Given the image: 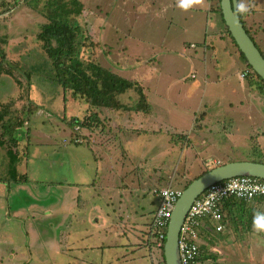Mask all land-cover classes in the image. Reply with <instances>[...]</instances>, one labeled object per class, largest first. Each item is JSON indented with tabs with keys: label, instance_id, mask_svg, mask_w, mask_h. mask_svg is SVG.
Masks as SVG:
<instances>
[{
	"label": "rangeland",
	"instance_id": "374dc122",
	"mask_svg": "<svg viewBox=\"0 0 264 264\" xmlns=\"http://www.w3.org/2000/svg\"><path fill=\"white\" fill-rule=\"evenodd\" d=\"M14 1L0 0V37H5L0 47L4 60L14 71L10 75L0 70V109L5 106L9 113L28 112L24 107L28 94L38 104L37 110L33 106L31 110L40 112L42 119H49L33 120V112L30 125L17 128L23 134L13 133L15 144L6 134L2 136L6 143L0 145V157L5 153L4 161L0 162V177L7 176L8 149L16 153L24 143L35 146L31 141L48 142L49 146L69 137L70 141L84 145V150L88 149L90 159L97 160L98 185L90 206L95 207L96 215L105 223L86 222L93 240L87 237L81 245L73 243L76 237L73 215L66 208H59L61 196L56 194V186H60L63 176L72 180L74 171L70 161L63 168L53 169L59 155L57 149L45 156L47 164L42 156L41 163L38 158V164L33 162L31 166L40 190L55 193L51 201L57 200V212L61 214L48 218L52 228H46L44 221L45 227L40 228L45 230L28 231L30 235L25 237L23 232L21 238L15 237L20 250L17 254L11 255V247L0 234V264H149L150 259L152 264H158L159 243L144 256L148 223L159 203L154 188L171 185L183 190L184 183L205 168L231 161H264V94L251 87L247 76L240 78L247 67L231 40L220 36L222 21L219 13L208 10L209 0L188 10L179 6V0H79L81 11L72 12L71 18L81 26L87 43L86 48L79 49L80 56L136 81L135 86L150 105L148 113L122 108L136 105L139 99L137 90L129 89L118 96L123 106L101 108V126L91 134L82 132L85 137L81 138L76 133L77 127L72 130L62 117L63 112L66 117L79 115L80 107L71 100L63 102L59 86L43 76L48 64L40 49L34 47L38 45L36 33L47 21L39 12H45V0L32 1L35 4L32 7L19 3L10 13L3 14ZM242 1L249 7L248 0ZM66 3L69 12L74 4L71 0ZM251 8L255 12L244 18L264 52V11L260 12L264 0H251ZM27 72L31 73L29 93L22 86L28 83ZM171 122L177 127L171 126ZM36 125L43 127L34 129ZM49 128L53 137L47 134ZM213 159L222 163L218 160L211 163ZM58 192L62 195L66 190ZM20 194L16 192L14 202ZM84 204L89 206L87 200ZM62 215L63 236L61 226L54 229L55 221ZM86 215L81 214V218ZM119 219L122 225L118 228L113 221ZM23 240L30 250L29 258L28 254H22L26 249ZM89 242L94 247L83 249V243Z\"/></svg>",
	"mask_w": 264,
	"mask_h": 264
},
{
	"label": "crops",
	"instance_id": "0c3cea01",
	"mask_svg": "<svg viewBox=\"0 0 264 264\" xmlns=\"http://www.w3.org/2000/svg\"><path fill=\"white\" fill-rule=\"evenodd\" d=\"M247 5L249 6L248 9H250L251 0H248ZM207 8H209V3ZM38 114H40V112L36 111L33 116V120L38 117L40 122L48 121L49 118L42 119L41 117L43 116ZM168 115L171 114L168 113ZM23 124V126L28 127L30 125V117L25 118ZM41 126L43 127V125ZM41 126L36 125L37 128L34 129H38ZM171 126L177 127L173 125L172 122ZM57 128L59 129V127ZM46 131L49 137H53L54 132L52 128L46 129ZM17 133H20V135L23 134L20 129L16 128L14 130V134ZM62 138L63 139L60 142H52L49 146H47L48 142L37 143L38 141H31L33 144H36L35 146L31 145V143H26V145L25 143L24 145L22 144L21 151H16L15 153L18 158L14 164L16 169L15 177L20 178V180H10L8 172L9 166L7 167V165L5 166L7 176L0 177V226L3 227L0 230V234L6 240L7 245L11 247V255L13 253L17 254V252L20 251L16 245L17 242L15 237L19 236V238H21V234L23 232L25 237L30 235L28 231L33 232L34 230L41 231L46 228H52L53 223L47 222L48 218H51V215L53 214H61L57 212V200L54 202L51 201L55 193L48 190H40V183H38L35 179L36 172L32 170L34 167L31 166L33 162L37 163L38 158L41 163L42 156L45 157L49 153L54 154L55 151L57 152L59 150V155L55 158V165L53 169L63 168L67 165V161H70L74 171V178L72 180L68 178L65 179V176H63V178H60L59 182L62 185L60 184V186H56V194L59 197L61 196V204L59 205V208H66L68 213L73 215V235L76 233L73 243H79V245H81V241H86L85 239L87 237H90L88 239L93 240L91 236L93 233L87 231L89 229L88 225H98L100 224L99 220H102L101 223H105V220L102 217H98L96 215L98 212H96L95 207L93 205L90 206L93 202L92 200L95 194V187L98 185V182L97 184L94 182L97 177V171L99 170L97 160H95V158L90 159V156L86 152L88 149L84 150V148H82L84 145L70 141L69 137ZM24 139L25 138L23 137V140ZM41 145L45 146L40 147ZM31 147H33L32 152ZM25 151L27 152L26 155L24 154ZM4 156L5 153H3L0 157V162L4 161ZM84 156H89V158L85 159ZM47 158L48 157H45L42 160L44 164H47ZM217 160L220 161L219 159H213L211 163H214V161L217 162ZM24 161L26 163L25 166H23ZM220 162L222 163V161ZM88 170H91L90 173ZM83 173H86L87 175L82 178L80 176ZM20 174L25 175L26 179H22V175ZM60 189H64L66 192L59 195L58 191ZM89 191L92 193H89ZM16 192L21 194L17 196L16 202H14L13 199ZM64 197L71 200L69 201L71 203L70 205L68 204V200ZM83 198L87 200V203L89 204L88 207L85 206L84 203L86 200ZM231 201L234 204L231 205V211L228 213L230 216H227L225 213L223 214L224 218L222 220V224L224 227L221 231H216L217 234H214V230L212 229L214 225L211 222L206 223L208 227L206 230L207 233H205V236H202L200 241L203 249H201L199 255L200 258H198L197 264L199 262H203V264H264V251H261L264 250V232H256L253 228L254 215L256 213H264V201L258 197H255L249 202L231 199L230 203ZM83 213L87 214L84 219L81 218V214ZM239 217H241L242 220H240ZM44 221L46 222V228L41 229L40 227L44 226L42 225ZM64 221L65 218L64 215H62L59 221H55L54 229H58V225H63ZM86 222L90 223L85 224ZM113 223L114 226H117L118 228L122 225L120 219L118 222L114 220ZM117 229L114 228V231ZM59 231H62V234L60 233L61 236L65 235L64 226H61ZM54 239L56 243L57 238ZM20 243H22V239ZM57 243H59V240H57ZM22 246L26 248L22 254H28L29 258L30 250L29 248L27 250V244L24 243V240ZM87 247L93 248L94 246L91 242L88 244L83 243L82 248L85 249ZM98 248L101 247L98 246ZM59 250L63 251L62 247H60ZM203 257H207V259L202 260L201 258ZM11 260L15 261V259Z\"/></svg>",
	"mask_w": 264,
	"mask_h": 264
},
{
	"label": "trees",
	"instance_id": "16d2710c",
	"mask_svg": "<svg viewBox=\"0 0 264 264\" xmlns=\"http://www.w3.org/2000/svg\"><path fill=\"white\" fill-rule=\"evenodd\" d=\"M32 1L37 3V0H15L13 6L6 8L2 13L3 14L10 13L11 8L19 5V3H24L26 6L32 7L35 5L34 3H31ZM72 3L74 4L73 5L74 10L71 9L68 12L66 9V7L68 6L66 0H45V5H44L45 12L44 13L41 11L39 12L40 14L44 15L47 21L43 23L40 26L39 31H37L36 39L38 45H34V47L40 49V52L42 53L43 56H45L48 64V67L44 68V73L46 75L43 76L46 77L47 80H52L54 84L59 86V89L63 94L62 97L63 102H67L68 100H71L74 104H77L78 107H80L79 112L81 115L74 114L71 115L70 117H66L65 115L66 113L63 112L62 117L64 121L68 122V125L72 128V130H74V127H77L76 133H78V135L81 138L82 137L84 138L85 131L91 134L92 131L96 130L97 127L101 126L102 121L99 119L100 118L99 111L101 110V108L122 107L123 105L120 104L118 96L124 94L129 89L135 88V90H137L138 92L139 99L136 105H132L128 107L123 106L122 108L129 111L142 110V112L148 113L150 112V105L145 95L142 93L141 89L135 86L136 81H132L130 79L112 73L110 70L100 66L99 64L94 63L93 61H88L87 59H84L80 56L79 49H81V47L83 49L86 48L87 43L83 38L84 36H82L83 30L81 26L75 20H72L71 15L72 12H75V14H79L82 5L80 4L79 0L78 1L71 0V4ZM208 10L219 13L222 21V28L219 29L220 36L222 37L226 36L228 39L231 40L237 52L239 53V56L241 57L245 66L247 67L246 71L248 72V74L242 78H245L247 76L249 82L251 83V87L254 88L258 93L264 94L263 79L260 76H258V74L254 72L251 66L247 63L244 55L240 52L234 39L230 35L227 26L224 24L222 14L220 11L219 0H209ZM248 11L246 13H239L240 20L246 32L254 41L255 45L257 46V48L264 57V52L260 50V48L257 45V42H255L256 39L254 37V32L250 29V26L247 25L244 18L245 17L244 15H248L251 13L253 14V12H255V9L250 8L248 9ZM261 11H264V9H262ZM0 41H5V37L1 36ZM3 52L4 51L0 47V70H3L6 73L12 75V73L14 72L12 65L8 63L6 60H4L5 55H3ZM151 60H153V58ZM148 61L149 60H147L146 62ZM30 74L31 73L28 72L26 73V77L28 78V83L26 84V87L25 85L22 84V86L26 89V93H29V86H30L29 79H31ZM16 82L19 83V81ZM24 100L26 101L24 107L25 110L28 112L13 110L12 112L9 113L6 111L5 106L4 108L0 109V145L1 146H4L6 143L5 141H3L2 138L4 134L8 136V140L12 144H15L16 140L13 135L14 130L22 126L25 118H29L31 113L33 112L35 113V111L31 110V106H33V109L34 108L36 109L38 104H36L33 101V99L28 96V94ZM63 108L65 109L64 105ZM82 132L84 134H82ZM182 136L186 137L185 135ZM175 143L176 141L174 142V144ZM26 151L24 153L25 155L27 154ZM7 157L9 158L8 172L10 175L9 176L10 180L11 181L20 180V178L18 177L16 178L14 176L16 172L14 164L18 157L10 149L7 150ZM257 161L264 163L263 160H257ZM25 164L26 163L24 161L23 166H25ZM208 169L209 168H205L193 179L204 174L206 171H208ZM22 179H26L25 175H22ZM193 179L187 180L184 183L182 189H184ZM97 181L98 180H94L95 184H97ZM121 187L124 188V186ZM162 187H171V185L154 188V190H159ZM231 199L232 198H229L228 200L225 201V203L222 204V215L225 213L227 216H230L228 213L231 211V207H232L231 205L234 204L232 201L230 203ZM207 222H210V220H208L207 218H202L201 224L196 228L200 238H202V236H205V233H207L206 231ZM146 232H147L145 239L146 245L145 246L144 244L142 245L147 249V252L144 253V256L146 257V255L151 253L150 252L151 249L159 243L158 247H159L160 256H159L158 264H165L164 255H163V245L165 238L163 237V239L161 240L158 238V235L155 232L154 227L152 226V220L150 223H148V229ZM162 232L163 234H165L166 227L162 228ZM130 244H134V243H130ZM138 244L140 243H136L137 246H139ZM199 244H200L199 247L201 252V249L203 248L201 247L202 245L200 242ZM201 259L206 260L207 257H203ZM152 263L153 262L150 259L149 264Z\"/></svg>",
	"mask_w": 264,
	"mask_h": 264
},
{
	"label": "built area",
	"instance_id": "2783aa9c",
	"mask_svg": "<svg viewBox=\"0 0 264 264\" xmlns=\"http://www.w3.org/2000/svg\"><path fill=\"white\" fill-rule=\"evenodd\" d=\"M193 46V44H191ZM248 72L241 73V78ZM194 75H192L193 77ZM158 196V206L152 217V226L161 240L165 238L162 228L167 226L175 201L181 189L162 187L153 191ZM255 197L264 200V179L239 175L210 184L189 206L178 235V253L181 264H197L201 238L196 230L202 218L213 223L214 231L223 229L222 204L229 198L249 202ZM206 228H208L206 226Z\"/></svg>",
	"mask_w": 264,
	"mask_h": 264
},
{
	"label": "water",
	"instance_id": "95a60500",
	"mask_svg": "<svg viewBox=\"0 0 264 264\" xmlns=\"http://www.w3.org/2000/svg\"><path fill=\"white\" fill-rule=\"evenodd\" d=\"M219 6L224 24L238 49L252 70L264 81V57L243 27L236 10L237 0H219ZM239 175L264 179V163L252 160L226 162L210 168L181 190L166 226L163 245L165 264H181L178 253V235L184 216L193 200L210 184Z\"/></svg>",
	"mask_w": 264,
	"mask_h": 264
},
{
	"label": "clouds",
	"instance_id": "9594fccd",
	"mask_svg": "<svg viewBox=\"0 0 264 264\" xmlns=\"http://www.w3.org/2000/svg\"><path fill=\"white\" fill-rule=\"evenodd\" d=\"M203 3L204 0H179V6L184 10H188L193 6L203 5ZM236 10L237 13H246L248 7L238 0ZM253 228L256 232H264V213H256L254 215Z\"/></svg>",
	"mask_w": 264,
	"mask_h": 264
}]
</instances>
